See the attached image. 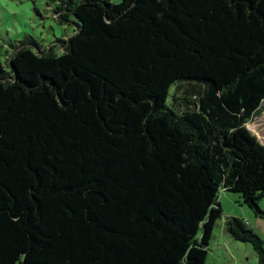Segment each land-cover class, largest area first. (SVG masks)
I'll return each mask as SVG.
<instances>
[{"label": "trees", "instance_id": "trees-1", "mask_svg": "<svg viewBox=\"0 0 264 264\" xmlns=\"http://www.w3.org/2000/svg\"><path fill=\"white\" fill-rule=\"evenodd\" d=\"M58 2L76 20L63 52L24 42L0 62V264H205L221 192L264 218V145L246 128L264 102V0ZM185 24L236 43L210 59L226 75L172 56L182 76L137 79ZM224 228L264 264L246 223Z\"/></svg>", "mask_w": 264, "mask_h": 264}, {"label": "rangeland", "instance_id": "rangeland-1", "mask_svg": "<svg viewBox=\"0 0 264 264\" xmlns=\"http://www.w3.org/2000/svg\"><path fill=\"white\" fill-rule=\"evenodd\" d=\"M111 2L120 3L121 0H111ZM58 3V0H0V62L5 70H8L7 60L15 52L12 45L18 43L25 42L35 53H38V49L34 43L39 46L40 51L47 52L51 49L56 55L63 52L59 41L66 40L74 34L76 20L71 14H68L67 21L60 22L54 14V9ZM183 26L186 30L187 43L177 38L178 45L173 44L171 46L169 54L161 58L159 66L150 73L137 75V79L155 85L156 83L152 80H156L158 76L165 75L171 80L182 76L183 73L177 65H174L175 63L168 65L172 56L174 60L183 63V65L197 66L202 64L201 66H203L206 64L209 67L208 73L205 70L197 71L200 75L206 73L215 79H222L226 75L227 72L222 64H218L219 62L215 63L210 71V67H212L210 59L214 53H224L225 49L227 51L235 47L236 43L212 28H207L210 31L207 34L211 40L208 37L204 41L202 39L205 38L204 36L198 39L197 25L185 24ZM189 71L193 73L195 69H189ZM164 89L170 95L173 91L172 81ZM167 98L165 99L167 100ZM246 128L256 137L258 142L264 145V102L246 124ZM180 183H186L189 189L195 186L189 181L182 180ZM166 190L169 191V195L171 194V201L177 205L178 198L186 203L183 192L177 191L174 187H169ZM218 201L222 209V216L215 223L213 237L207 247L205 264H258L257 256L251 245L234 241L225 231L224 222L226 218L241 219L248 225L249 229L259 236L264 249V218L256 216L254 212L243 205L236 194L221 192L218 195ZM202 206H206L203 201ZM258 207L264 211V198L258 202ZM206 210L207 206L205 207ZM203 212L204 210L198 211V218L205 217ZM200 236L201 230L198 228L193 238L199 239Z\"/></svg>", "mask_w": 264, "mask_h": 264}]
</instances>
